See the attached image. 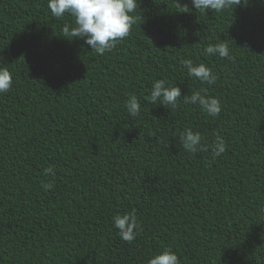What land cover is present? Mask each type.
Here are the masks:
<instances>
[{"label": "trees", "instance_id": "1", "mask_svg": "<svg viewBox=\"0 0 264 264\" xmlns=\"http://www.w3.org/2000/svg\"><path fill=\"white\" fill-rule=\"evenodd\" d=\"M176 2L139 0L129 35L99 55L65 35L73 19L48 0H0V67L13 77L0 94V264H148L165 248L181 264H264V0L219 13ZM218 42L229 58L206 53ZM159 79L181 88L177 107L146 101ZM201 89L218 116L184 103ZM187 128L206 150L182 148ZM217 134L227 148L214 157ZM133 211L143 231L129 243L113 217Z\"/></svg>", "mask_w": 264, "mask_h": 264}, {"label": "clouds", "instance_id": "2", "mask_svg": "<svg viewBox=\"0 0 264 264\" xmlns=\"http://www.w3.org/2000/svg\"><path fill=\"white\" fill-rule=\"evenodd\" d=\"M234 0H191L193 8L199 11L213 10L219 13L232 6ZM139 5V0H48V8L54 17L63 19L65 15L71 16L73 23H66L63 32L67 36L83 39L84 43L91 47L92 51L104 55L111 52L118 41L127 37L135 23L133 13ZM177 7L181 6L179 0ZM208 55H217L220 58H229L230 51L226 42H218L208 45L205 49ZM187 74L209 86L215 85L217 76L212 69L204 63H195L192 59L182 61ZM13 84V77L7 67H0V94L8 92ZM182 96L181 88L173 86L165 79L155 80L150 90L147 102L156 104L159 102L165 107L175 108ZM184 103L197 105L210 117L218 116L222 111L221 100L218 97L208 96L205 89L194 91L191 95H185ZM125 107L131 117L140 114L141 104L136 95H131L126 101ZM203 136L191 128L180 133L179 143L182 148L191 154L206 150L203 144ZM214 157H219L226 152L227 145L219 134L216 135L211 145ZM55 175L54 169H45L44 175ZM43 189L48 191L54 187L51 182H42ZM113 226L118 230L120 238L131 243L136 239L143 227L135 212L116 214L113 217ZM148 264H181L178 255L171 249L165 248L157 253Z\"/></svg>", "mask_w": 264, "mask_h": 264}]
</instances>
